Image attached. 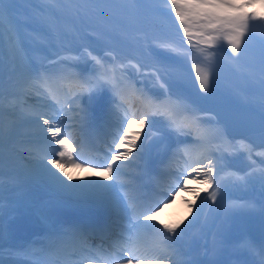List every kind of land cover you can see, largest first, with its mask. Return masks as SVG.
<instances>
[{
    "label": "snow or ice",
    "instance_id": "obj_1",
    "mask_svg": "<svg viewBox=\"0 0 264 264\" xmlns=\"http://www.w3.org/2000/svg\"><path fill=\"white\" fill-rule=\"evenodd\" d=\"M154 2L51 0L48 6L31 7L26 18L17 23L13 15L16 4L33 5V0H0V173L5 162L6 135L11 136L14 131L10 129L6 133L2 123L3 73L5 60L11 59L21 93L35 92L46 97L55 107V113L51 115L41 111L45 105L19 113L18 127L29 130L17 133L26 135L28 139L21 140L20 147L12 149L18 155L23 152L26 156L22 177L36 187L70 192L78 199L95 202L105 212V222L100 231L102 235L110 234L112 237L107 246L103 239L100 245H92L88 243V233L83 226H65L43 216L42 222L47 226L44 237L47 250L59 251L74 245L79 259L69 264H84L86 260L91 264L97 259L103 260L104 264H191L175 257L177 238L184 230L182 225L186 228L201 211L196 202L189 203V215L175 223H161L156 216L165 204L171 203L178 191L187 190L188 178L197 173L204 185L200 191L207 193L201 204L211 201L216 205L223 201L222 193L229 185H252L254 190L256 185L259 186L258 200L224 204L225 214L233 220L232 227L236 230L234 234L230 229L224 242L234 243L237 249L258 255L259 259L251 264H264V34L258 38L255 32L257 21L264 25V12L247 11L257 0H163L167 10L165 15L176 26L177 35L181 31L183 33L180 37L182 43L179 49L174 42L158 43L156 48L165 55L153 50L155 63L150 72L143 73L145 78H154L153 88H136L135 83L127 79L128 69H135L140 74L143 65L134 63L131 57H122L112 42L129 37L136 42L141 41L144 37L140 25L146 22ZM259 2L264 4V0ZM89 22L97 25L94 29L97 36L106 38L109 43L103 55H94L85 47L83 52L75 55L61 57L57 53L54 59L46 56L34 59L23 47L25 29H32L34 41L53 44L62 42L77 23ZM34 25L38 27L33 28ZM184 41L189 48L183 47ZM254 41L258 45L256 57L245 66L242 60ZM221 52L225 53L223 58ZM181 56L193 60L198 96L202 100L219 95L226 103L233 98L235 88L218 89L222 62L233 72L239 84L259 85L262 97L259 145L247 138L232 136L227 122L218 119L219 112L205 111L198 101L172 91V83L162 74L172 68L174 57ZM82 64L87 65L86 71ZM104 93L108 94L106 109L93 112L90 103L93 96ZM132 98L140 101L143 110L133 106ZM158 119L164 126L154 131ZM66 120L72 123H66ZM73 125L106 128L108 142L103 153L86 155L71 134ZM168 134H175L178 143L180 138L185 141L190 138L203 151L199 159L189 160L181 167L175 159L179 152L188 156L189 145L185 142L169 164L167 175L170 179L158 185L159 190L153 196L146 197L132 182L122 181L121 177L126 169L137 166L138 161L148 154L150 144L147 141H152L153 137L163 140ZM74 144L80 147L79 152ZM241 154L249 161L243 174L232 170L228 163L229 158ZM67 166L88 167V171L84 177H74L65 171ZM96 171H101L103 176L97 177ZM77 180L82 182L73 183ZM2 192L3 183L0 181V264H8L4 259L6 252L9 257L20 252L28 253L23 248H5ZM196 196L200 199V192ZM252 214H258L261 227L259 243L247 235ZM236 234L239 238H234ZM157 238L159 242L152 246L149 241ZM14 264L45 262L21 260ZM235 264L249 262L237 261Z\"/></svg>",
    "mask_w": 264,
    "mask_h": 264
},
{
    "label": "rangeland",
    "instance_id": "obj_2",
    "mask_svg": "<svg viewBox=\"0 0 264 264\" xmlns=\"http://www.w3.org/2000/svg\"><path fill=\"white\" fill-rule=\"evenodd\" d=\"M42 0H36V2L33 0V5H24L22 3H17L14 10H18L20 13V18H14L16 20L17 23L23 21L22 17H23V13L28 11L31 7L35 6V5H42L40 4ZM46 1V0H45ZM49 4V0L46 2V6H48ZM162 3L159 4V6ZM157 4L154 3L151 5V12L152 13H156L157 11L156 9ZM256 8H261L262 11L264 12V4H261L260 2L257 3L255 5ZM158 18H165V16H161L160 14L157 15ZM166 19L168 20L170 29L167 33L165 34H161L158 35L160 38L157 37V35L155 36L156 38V45L158 43H163V42H174L176 47L179 49L181 46V40L180 37H182L183 35L179 34V36L177 35V31H176V26H174L172 20H169L168 17H166ZM174 20V17H173ZM67 23H71L70 21H67ZM257 27L255 29V32L257 34V37L259 38V36L261 34H264V30L261 28L260 23L257 21ZM176 25H178V22H175ZM38 26H33V28H36ZM97 25L94 23H87V24H80L77 23L75 26V29L69 30L68 34L64 37V39L68 42H65L67 46H71L73 44L76 43V41L78 43L85 44L88 45L90 48L94 49V47L96 48V46H103L104 49H107L109 46L107 44H109L106 40V38L103 37H98L97 33L94 31V29H96ZM32 29H25L24 30V41H23V47L26 51L27 54L31 55L34 59L38 58L40 56V53L44 52V46L47 45L50 47L51 50L56 49L59 47V42L56 41L53 44H48L46 41L45 43H41L39 40L34 41L31 38V35H34L35 33L32 31ZM99 41V45H96ZM112 44H114V46L117 48V51L121 52L122 56H126L127 55H131L132 57H135L136 60L142 64L145 63L144 60L147 59V57L150 55L151 56V62H154V58L152 56V52L153 50H156L158 52H160L161 55H165V53L162 50H157L156 45H154V48H148V45L144 44L142 41L136 42L133 39H131V37H129V39H118L112 42ZM183 47L184 48H189L190 46L187 44L186 41L183 42ZM226 49V46H225ZM257 51L258 49V45L257 43L254 41L250 47V50ZM38 50V51H37ZM37 56H36V55ZM167 55H171L170 53H168ZM225 55L224 52L220 53L221 58H223ZM230 55V53H229ZM128 57V56H127ZM150 62V63H151ZM192 63L193 60L190 59L188 56H181L179 58H175L174 57V63L172 68H170L167 72H166V77L165 79L170 81L171 83H175L177 84L180 88H181V93H183L184 95L188 96L190 100H196L202 104H207V105H226V106H230V107H237V108H242V109H253L258 111L259 113L261 112V105H262V100H259L257 98H255L254 96H248L246 94L247 91L249 90H256L259 87L258 84H248V85H242L239 84V82L237 81L235 75L233 74V72L225 65L221 64L220 70H219V79H218V89L219 90H223L225 88H235V94L233 96V98L229 101H227L226 103L222 100V98L219 95H215L211 98H208L206 100H202L199 98L198 93H199V89H198V83L195 81V73L192 69ZM12 61H6L5 62V69L4 72L7 71L9 72V76L12 77V80L9 79L8 76V80L7 81H3V87H5L6 89H11L14 88L13 84H16L15 81V77H13L10 73V68L12 67ZM17 87V86H16ZM16 90V89H15ZM3 97L5 98V101H3V106L7 105V102L9 101L10 98V94H6L5 89L3 88ZM202 95V94H200ZM41 98L40 101H36V106L37 105H45L46 106H50L52 107V102L50 100H47V98H44L43 96H40ZM33 100V97H29V100ZM6 111L8 112V109L5 107ZM42 110H44V112L48 113L46 108H41ZM12 110V109H11ZM13 111V110H12ZM11 112V111H9ZM3 120L6 122V130L5 132L8 133V131L10 129H13V134L11 136L6 135V141L8 144L7 148L9 151H5V162H8V165L11 164L9 167L10 169H13L14 167L12 165H16L15 162L18 164L19 167L23 168L26 156L23 152H21L19 155L17 154L16 151H13L12 149H15L17 147H20V141L24 140L27 141L26 139L21 138V135H18L17 133H24L29 131L28 129H24V128H19L18 126H16V122L15 124H13L11 122L10 119H6L3 116ZM19 124V123H18ZM135 128V126H134ZM26 136V135H25ZM27 137V136H26ZM251 141H254L257 145H259L261 143L260 141V135H254V136H249L248 137ZM14 144V145H12ZM11 162V163H10ZM72 166H67L65 168V171L69 173V175H72L74 177H77V174L75 173V170L73 168H71ZM80 171V168H78ZM129 172V169L125 170V173ZM193 174V173H192ZM196 176L192 177L190 176L189 179L192 180L194 182V190L192 191V189L190 188L189 190H184L183 191V195L184 198L188 197L187 195H191L192 198H194V196L196 195L197 192H200V190L204 187V185L202 183H200V178H198L199 176L197 174H194ZM125 179V178H124ZM125 182V180H123ZM73 183H78L77 181H73ZM187 199V198H186ZM181 200V198H180ZM35 198L32 199L31 202H34ZM174 200H172L171 202H173ZM182 203L183 202V198L181 200ZM169 214H173L175 215V213L177 212V208L173 207L171 208L169 211ZM10 236V235H9ZM4 259L9 262L10 258L8 257H4ZM15 261H20V260H14Z\"/></svg>",
    "mask_w": 264,
    "mask_h": 264
},
{
    "label": "bare ground",
    "instance_id": "obj_3",
    "mask_svg": "<svg viewBox=\"0 0 264 264\" xmlns=\"http://www.w3.org/2000/svg\"><path fill=\"white\" fill-rule=\"evenodd\" d=\"M128 72H129V75H130V70L129 69H128ZM129 75L127 77H129ZM134 76H136V75H134ZM134 76H131L130 79H132ZM94 99H95V96L92 98V101ZM48 109L52 110V108H48ZM71 134L73 135V137L75 139V136H76L75 132L71 131ZM163 140H164V143L162 145H160L159 148L165 146L166 139H163ZM148 143L150 144V150H151L154 147L153 146V141H149ZM159 144H161V141H159ZM194 148H196V147H194ZM200 150H203L202 147H201ZM195 152H199V147L196 148ZM71 168H73L75 170V173L77 174V177H84L87 174V171H88V168H86V167L80 168V171H78L79 170L78 168H75V167H71ZM95 175L97 177H102L103 173L101 171H96ZM80 182H82V181H80ZM102 182L110 183V181H103V180H102ZM252 188H253V186L248 185V188H245V192H250L251 193L252 192L251 191ZM191 189L194 190L192 187H191ZM48 191H51V190H48ZM228 192H237V189L231 188V189H228ZM182 194H183L182 191H178V193L175 195V198L173 199L174 201L171 202V203L165 204L161 208V210L157 212V216H156L157 220L161 221L163 219H173V220H178L179 221V220H183L184 217L189 215V208L186 206L185 203H182L181 200H180V198L184 197V196H182ZM187 196H188L187 197L188 199L189 198H190V200L192 199L191 195H187ZM80 205H82V204L79 203L78 201L62 200L60 198H57V199L52 200V201H46L43 204V206L40 208V211L37 212L36 217L34 219H32V221L33 222L37 221V222H41L42 224H44L42 222V217L43 216H49L52 219L56 220L55 215H57L61 210H62V213L64 214V212H66L68 209H72V208H75V207L80 206ZM173 207L177 208V212L175 213V215H169L167 210H169V209H171ZM212 208H213V206H212ZM203 210H205V209L203 208ZM208 210L210 211L211 209H208ZM189 219L191 220V217H189ZM249 219H250V221L248 222V224H249L248 231H251L252 233H254V235L256 237H259L261 235V227H260V223H259V219H258V214H252V216ZM254 221H258L257 228L255 226L253 227L252 223ZM187 223L188 222L186 221V224ZM232 226H233V220L228 217L227 221L224 224V227L227 230L231 229V231L235 234L236 230ZM44 262H45V264H55L52 261H49V262L44 261ZM84 264H89V261H85ZM91 264H94V263L91 262ZM100 264H103V263H100Z\"/></svg>",
    "mask_w": 264,
    "mask_h": 264
},
{
    "label": "water",
    "instance_id": "obj_4",
    "mask_svg": "<svg viewBox=\"0 0 264 264\" xmlns=\"http://www.w3.org/2000/svg\"><path fill=\"white\" fill-rule=\"evenodd\" d=\"M254 59H255V55L249 52L248 55L242 60V63L248 66L249 64H251V62ZM255 94L261 97L260 90L256 91ZM223 110H224V116H229L230 114H233L231 115L233 121L227 120L229 122L228 127H229V131L231 132V135L240 137V136H246V134L251 132H259L258 114L254 112H242L234 109L233 110L223 109ZM242 125L247 126L248 132L245 133L241 132L240 127H242Z\"/></svg>",
    "mask_w": 264,
    "mask_h": 264
}]
</instances>
